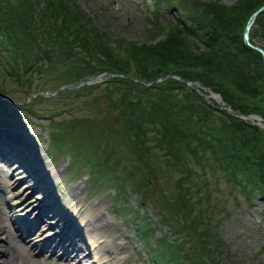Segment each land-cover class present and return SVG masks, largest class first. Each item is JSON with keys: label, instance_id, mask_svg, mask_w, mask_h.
Listing matches in <instances>:
<instances>
[{"label": "trees", "instance_id": "1", "mask_svg": "<svg viewBox=\"0 0 264 264\" xmlns=\"http://www.w3.org/2000/svg\"><path fill=\"white\" fill-rule=\"evenodd\" d=\"M168 1L180 9L179 19L164 27L153 22L146 31L160 37L153 42L137 43L124 37L106 42L75 0H0V44L6 45L13 56L12 63L2 64L7 65L5 70L15 81L24 80L21 69L29 61L31 64L36 53L45 57L44 63H35L36 68L42 64L45 70L54 69L57 77L63 75L67 81L79 80L91 71H117L118 75L107 78L111 84L105 90L111 93L115 88L120 91L117 99L124 96L133 102L131 110L121 118L122 129L117 131L134 160L139 154L148 159L151 153L156 154L152 158L159 163L155 152L159 147L158 151L163 153L160 168L176 164L185 168L192 160L206 166L214 179L221 178L227 187L241 191L248 201L254 194L264 200V128L207 101L203 105L201 101L193 102L191 96H199L197 91L169 75L173 72L180 78H198L202 84L218 90L235 109L264 116L262 55L244 41L242 33L246 17L264 0H234L231 4L216 0ZM261 11L248 31L250 42L256 32L264 34V10ZM191 33L200 38L201 49L192 46L193 39L188 36ZM261 45L264 50V37ZM92 85L84 83L74 88V93L82 91L87 95ZM213 110H220L223 119L215 120ZM56 130L51 132L50 141L55 145L62 140ZM116 142L99 150L104 156L92 157L88 163L95 165L100 174L104 169L110 171L108 163L112 169L120 164L125 175L134 176L136 164L129 161L128 165L122 159ZM184 176L186 173L179 172L175 183H181ZM124 177L118 173L112 176V183L119 186L117 192L123 187ZM144 178L133 181L143 196ZM202 178L205 179L204 174ZM177 185L171 208L183 213L194 234H201L203 241L214 239L206 218L202 220L201 215L190 212L194 205L190 193L186 194L182 184ZM135 225L148 238L153 225L140 220ZM164 240L161 235L154 242L159 248L152 244L147 250L158 264H193L173 241L168 242L170 247H161Z\"/></svg>", "mask_w": 264, "mask_h": 264}, {"label": "rangeland", "instance_id": "2", "mask_svg": "<svg viewBox=\"0 0 264 264\" xmlns=\"http://www.w3.org/2000/svg\"><path fill=\"white\" fill-rule=\"evenodd\" d=\"M75 1L76 5L93 21L94 27L103 33L106 42H113L118 37L133 39L137 43L153 42L160 35L148 34L146 27L153 22L155 25L164 27L172 21H177L180 16V9L167 0L157 2L156 0ZM216 1L231 4L234 0ZM157 6L158 9L155 10ZM255 24L256 22L252 21L251 28ZM188 36L193 39L192 46L201 49L200 38L193 33ZM263 37L264 34L256 32L253 41L262 44ZM1 49L3 48L0 45ZM35 56L31 65L21 69L25 75L24 80L14 81L8 72L3 71L5 68L0 54V119L13 124L20 132H24L27 142L20 143L25 146L28 156L37 163V172L39 171L38 175L42 183L56 188L54 194H50L49 189L44 192L50 200H53V197L56 198L54 195H58L56 204L52 207L65 208L66 211L61 212L64 219L75 209V206L81 204L91 208L88 212V209L73 212L77 222L84 225V232L87 230L89 233L92 232L87 217L90 212L94 214L97 212L100 220L103 216L105 224L108 223L110 226L105 235L102 234L100 237L102 241L97 247V257L93 261L95 264H100L99 258L106 259L101 262L102 264H142L143 262L158 264L147 250L161 235L165 236L164 242L160 243L161 247L168 248L171 245L168 242L173 241L181 247L179 252L184 251L187 259L193 264H264V200L262 198L254 194L248 201L241 195V191L236 192L227 187L221 178L214 179L206 166L193 163L192 160L187 163L189 167L180 168L176 164L162 169L160 158L163 153L158 151L159 147H155L159 163L152 158L156 154L151 153L148 154L151 156L148 159L145 158L147 155L139 154L138 159L134 160L133 155L126 150L127 145L124 139H119L120 133L117 131L122 129L121 118L125 111L131 110L133 102L129 101L131 98L124 96L117 99L116 96L120 95V91L115 88L111 90V93L105 90V87L111 84L108 83L107 78L112 74L118 75L117 72L109 70L107 73L103 69L99 72L91 71L83 77L86 84H93L90 86L89 94L83 95L84 93L79 91L80 94L76 95L74 88L77 89L84 84L81 80L67 81L63 79V75L57 77V71L55 72L54 69L44 72L37 70L35 63L44 60L45 57L42 53H36ZM187 85L192 88V85ZM204 87L201 90L203 94H206L209 91L207 84ZM198 94L197 97L191 96L193 102L201 101L203 105L205 101L207 103L213 101L217 109L226 108L225 105L231 106L219 91H216L214 98ZM95 95L96 97L89 100L90 96ZM261 103L264 105V102ZM231 107L234 112H241L239 108ZM212 113L215 120L223 119L220 110H213ZM248 120L253 122L250 117ZM253 123L258 122L255 120ZM259 125L264 128L263 120L259 122ZM55 129L57 134L62 136L61 143L56 145L50 143L51 132ZM0 136L14 143L11 138L1 134ZM114 142L123 153L122 159H125L128 165H131L130 162L136 164L134 176L125 175L123 170L125 168L120 164L112 169L108 163L107 168L111 172L104 169L100 174L97 173L95 165L88 163V159L92 160V157L104 156L101 154L103 151L99 150L112 147L115 145ZM15 143L19 144L16 141ZM35 147L40 149L38 154L34 153ZM53 166H57L56 171L53 173V180H49L47 177L52 172ZM0 167H2L0 175L2 177L6 169L2 165ZM179 172L186 173V176L179 180L181 183H175V177ZM117 173L123 177L125 175L121 179L123 187L118 192L116 189L119 186L112 183L114 179L112 176ZM203 174L205 179L202 178ZM143 176L145 180L141 185L144 196L133 184V181H140ZM194 180L198 183L195 184ZM4 184L0 182L3 198L14 208L15 205L17 206L11 211L10 219L6 217L7 211L6 214L2 213L1 217L6 223L15 224V220L18 221L23 216L25 210L18 208L21 204L22 209L30 205L27 209L30 214L39 213L32 202L34 198L40 197L27 193L18 199L20 195L14 193L9 199L4 192ZM177 184H182L181 188H186V194L190 193V198L194 202L190 212L198 214L197 217L201 215L202 220L206 218L210 226L209 231L214 233V239L203 241L201 234L200 236L194 234V228H190L191 225L186 222L183 213L171 208L170 204L173 202L170 200L178 187ZM70 185L76 187L72 195L67 192ZM17 189H19L17 183H14L11 190ZM20 211L22 215L19 217L17 215ZM163 212L169 215L163 216ZM29 213V217H32ZM13 215L14 221H12ZM139 220L145 223L149 221L153 225L149 229L148 238L141 235L139 230L137 231L135 223ZM69 222L71 220L67 223ZM100 232L102 231H98L99 234ZM73 233L69 229L67 234L76 242L77 239ZM97 234H92V238L96 239ZM110 237L114 239L112 241L114 245L111 248L113 251L109 252L104 246H107ZM77 245L87 251L81 241L77 242ZM155 247L159 248L158 245ZM91 263L90 260L85 264Z\"/></svg>", "mask_w": 264, "mask_h": 264}, {"label": "bare ground", "instance_id": "3", "mask_svg": "<svg viewBox=\"0 0 264 264\" xmlns=\"http://www.w3.org/2000/svg\"><path fill=\"white\" fill-rule=\"evenodd\" d=\"M17 129L18 128L13 126V124L0 119L1 135L11 138L13 142H21L22 144L23 142H27V137L23 134L24 132H20ZM39 150L40 149L38 147H35L34 153L38 154ZM45 167L46 166H44V168ZM56 167H52L53 170L48 176L49 180H53L52 176L56 171ZM1 168L2 167H0V175L2 174ZM68 187L69 188L67 192L68 194L72 195L76 187L75 185H70ZM2 189L3 188L0 185V264H85L90 260L92 261L91 264H95L93 261L95 257H97V247L99 244H101L102 241L100 237H102V234L105 235L104 233H106L110 229L108 223L105 224L103 216L100 220L97 212L96 214L90 212L87 217L89 218L88 222L92 229V232L90 231L89 233L88 230L87 232H84V225H81L80 222L78 223L77 219L74 220V218L70 214L66 215L67 219L65 221L63 220L64 218L62 213L66 211L65 208L61 209L57 207L54 208L53 211H47L48 206L51 207L56 204L55 202L58 196H55L56 198L53 197V200H50V198L43 196L40 198H34L32 202L36 209H39V215L35 214L34 217H29V210L27 209H29L30 205H27L28 207L22 209L21 204L18 208H21V210H25V212L18 221L15 220V224L11 222V226V224L6 223L4 218L2 219L1 216L2 213L6 214L8 212L6 217L10 219L11 211L16 209L17 206L15 205L14 208V206H11L7 203V200L3 198ZM75 207L76 208L73 210V207L71 208L73 212L80 210L85 211L87 209L88 212L91 209L90 207L81 204ZM59 209H61V211ZM49 220L51 222H54L55 227L53 229L55 232L46 237L44 239L45 241L43 242L41 240L33 241L36 237L35 234H40L45 230L41 228L43 225L40 224H44ZM70 220L71 222L67 223ZM25 222H28L27 225H30V227L33 226V228L31 227V229L29 228L26 230L24 226H21ZM69 229L74 232L73 236L77 239L76 242L72 236L70 238V235L67 234ZM52 231L53 230H51V232ZM98 231L102 232H100L99 234ZM91 233H98L97 238L93 239ZM90 238L91 240H89ZM113 240L110 237V241H108L106 244L107 246H104L106 247L107 251L109 250V252L113 251L111 250L112 246L114 245V243L112 242ZM79 241L83 243V246L87 248V251H85L84 248L80 245L76 246V243ZM115 248H117V246ZM29 249L36 250V253H32V251H29ZM47 251L49 252L47 253ZM99 259L100 264H102L101 262L106 260L105 258Z\"/></svg>", "mask_w": 264, "mask_h": 264}, {"label": "water", "instance_id": "4", "mask_svg": "<svg viewBox=\"0 0 264 264\" xmlns=\"http://www.w3.org/2000/svg\"><path fill=\"white\" fill-rule=\"evenodd\" d=\"M264 7V3H262V5H260V6H256L254 9H252V11H251V14L248 16V17H246V20H245V26L243 27V31H242V33H243V36H244V40L247 42V43H250V45L251 46H255L256 47V49H258L259 50V52L261 53V55H262V62L264 63V51H263V47L262 46H260V44H258V43H255V42H253V43H251V42H249V40H248V36H249V33H248V29L251 27V25H252V21H253V18L255 17V15L259 12L260 13V11L262 10V8ZM187 81V80H186ZM193 86L194 87H196V89L197 90H199L200 91V89H199V87H197V85L196 84H194L193 83ZM224 107H226L230 112H232V114H234V115H236V114H239L238 112H234V110L232 109V107L231 106H228V105H225ZM248 116H250V115H252L253 117H255V118H257V117H262L261 115H259V114H251V113H246Z\"/></svg>", "mask_w": 264, "mask_h": 264}]
</instances>
